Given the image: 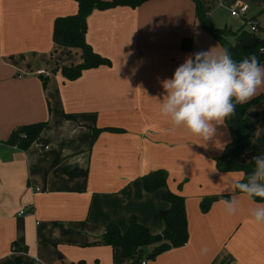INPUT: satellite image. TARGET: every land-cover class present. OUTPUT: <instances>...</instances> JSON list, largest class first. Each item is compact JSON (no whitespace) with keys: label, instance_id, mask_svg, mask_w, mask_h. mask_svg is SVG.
<instances>
[{"label":"crops","instance_id":"1","mask_svg":"<svg viewBox=\"0 0 264 264\" xmlns=\"http://www.w3.org/2000/svg\"><path fill=\"white\" fill-rule=\"evenodd\" d=\"M199 1L214 28L255 20L264 33V0ZM238 3L248 9L232 16ZM77 8L75 0H0V264H264V223L249 215L261 201L236 193V214L224 211L230 196L222 195L244 173L216 164L230 141L227 123L205 142L183 128L172 131L159 112L162 81L188 56L225 49L198 20L195 2L93 9L85 40L109 63L68 79L61 69L81 63L83 54L55 44L52 30L56 18ZM260 95L246 111L254 131L241 164L264 155V88ZM37 122L45 126L27 149L5 142L16 127ZM157 169L184 198L187 241L155 257L153 244L123 257L102 243L105 226L123 232L134 216L150 233L162 231L169 204L141 181Z\"/></svg>","mask_w":264,"mask_h":264},{"label":"trees","instance_id":"2","mask_svg":"<svg viewBox=\"0 0 264 264\" xmlns=\"http://www.w3.org/2000/svg\"><path fill=\"white\" fill-rule=\"evenodd\" d=\"M77 11L75 14L58 17L55 19L52 30V40L55 44L77 47L82 51L83 61L70 67L61 69L68 79L76 78L82 70L108 64L109 60L94 52L85 40L86 18L93 9H107L118 5L136 7L146 0H75ZM196 5V16L204 29L218 39L225 49L229 51L233 60L239 62L245 57L255 55L261 65H264V33L257 34L244 27V24L236 31L228 27L214 28L207 20L204 8L199 0H193ZM231 37L232 42L226 37ZM182 46L190 47V39H184ZM262 95L257 96L243 105L236 106L235 115L225 119L230 132V141L225 145L221 155L216 159L218 168L222 170H242L245 175L255 167L254 161L238 163L240 154L248 147L254 124L247 116V109L258 101ZM45 126V122L20 125L11 131L7 144L15 145L20 149H27L36 139ZM94 138V136H93ZM144 190L153 192L161 190V198L168 202V208L162 213L164 227L160 233L152 234L147 227L131 217L125 231H121L115 223H107L101 237L102 243L120 249L123 257L132 254L134 247H142L153 244L149 257L166 251L172 247H179L186 243L188 237L187 219L184 208V198L170 191L166 186V172L153 170L142 176ZM228 197L229 195H222ZM219 196L209 197L201 204L205 211L209 202ZM258 199V198H256ZM72 264H82L81 262Z\"/></svg>","mask_w":264,"mask_h":264},{"label":"clouds","instance_id":"3","mask_svg":"<svg viewBox=\"0 0 264 264\" xmlns=\"http://www.w3.org/2000/svg\"><path fill=\"white\" fill-rule=\"evenodd\" d=\"M215 48L188 56L171 78L162 81L165 91L159 107L172 131L183 128L205 142L216 135L217 125L235 115L237 105L247 103L264 88V65L255 55L237 62L227 49ZM252 160L255 167L250 173L240 172L232 178L227 190L230 198L223 200L224 211L236 214V193L249 200L258 198L261 202L249 215L254 222L264 223V155Z\"/></svg>","mask_w":264,"mask_h":264},{"label":"built area","instance_id":"4","mask_svg":"<svg viewBox=\"0 0 264 264\" xmlns=\"http://www.w3.org/2000/svg\"><path fill=\"white\" fill-rule=\"evenodd\" d=\"M248 9V5L246 3H238L237 6L230 10V14L232 16H243L246 10ZM249 29L253 32H257L259 30L258 23L255 20H249L248 22ZM41 73H46L43 70L40 71ZM25 209H21L18 211V214L25 213ZM140 264H145V261H142Z\"/></svg>","mask_w":264,"mask_h":264},{"label":"rangeland","instance_id":"5","mask_svg":"<svg viewBox=\"0 0 264 264\" xmlns=\"http://www.w3.org/2000/svg\"><path fill=\"white\" fill-rule=\"evenodd\" d=\"M260 21H261V25L264 27V17ZM241 26H242V22H240L239 19H236L234 21H231V20L230 21H225V22H223V24L219 25V27H228V28L231 27L233 31H236ZM246 26L247 25H244L245 28L249 29V25H248V27H246ZM256 33L260 35L263 32H261V31L258 30ZM226 38H227V40H229L230 42H232V38L230 36L229 37H226Z\"/></svg>","mask_w":264,"mask_h":264}]
</instances>
